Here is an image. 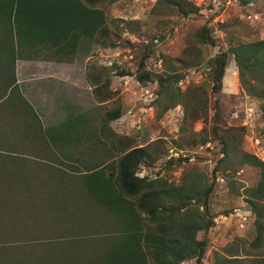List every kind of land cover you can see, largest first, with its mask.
<instances>
[{"label": "rangeland", "instance_id": "rangeland-1", "mask_svg": "<svg viewBox=\"0 0 264 264\" xmlns=\"http://www.w3.org/2000/svg\"><path fill=\"white\" fill-rule=\"evenodd\" d=\"M158 1L118 0L105 5L107 40L113 46L104 48L94 41L78 46L67 72L70 86L63 94L64 109L58 108L61 103L56 105L59 95L55 94L54 104L47 105L42 120L50 124L45 127L48 133L81 117L83 123L76 129L83 133L71 132L76 139L70 146L62 143L68 141L66 138H61V145L52 144L49 138L47 150L37 152L45 159L25 151L30 143L23 151L21 147L0 146L4 152L0 153V264H82L85 257L97 264L111 249L106 240L111 233L121 231L119 221L91 199L80 181L85 165H92L95 158L109 156L111 162L112 156H120L114 150L103 155L104 149H109L108 141L93 133L100 129L105 112H121L119 119L108 124L116 136L131 140L136 147L161 144V159L147 170L152 178L162 177L178 185L184 170L193 168L211 183L220 156L217 139L211 134L215 124L219 135H232L237 154L247 152L264 161L261 102L241 90L230 55L217 94L210 90L209 67L210 61L230 46L264 39V0H229L224 4V26L210 31L213 45L194 41L195 33L206 23L200 11L208 0H186L199 9L186 17L153 15L151 10ZM194 59L196 63L191 64ZM141 62L152 73V80L145 84L136 80ZM165 75L181 78L173 83L181 92L193 86L206 88V115L193 120L180 104L159 115L156 79ZM96 77L102 86L100 96L109 93L104 102L94 96L91 81ZM106 82L107 88L102 85ZM198 134L208 136L209 143L194 146ZM233 163L227 178L216 175L209 195L214 226L206 234H197V239L208 241L202 264H219L224 257L236 259L235 264H264V239L260 246L252 245L254 215L242 194L245 188L256 185L259 173ZM229 179L232 184L227 183ZM181 264L197 263L189 260Z\"/></svg>", "mask_w": 264, "mask_h": 264}, {"label": "trees", "instance_id": "trees-1", "mask_svg": "<svg viewBox=\"0 0 264 264\" xmlns=\"http://www.w3.org/2000/svg\"><path fill=\"white\" fill-rule=\"evenodd\" d=\"M117 1L0 0V22L7 21L14 30L17 46L24 44L39 52L45 50L48 57H55L57 61H71L80 44L94 41L104 48L113 46L107 40L106 17L102 8ZM198 11L194 4L186 0H159L151 13L186 17ZM210 31L213 32V28L205 23L195 33L194 41L213 45ZM229 55L237 67L241 90L261 102L260 113L264 118V39L230 46L210 61V90L214 94L221 89ZM190 63H196L195 59ZM179 79L177 75L157 77L158 114L162 115L180 104L184 106L185 114L189 113L193 115V120H199L208 110L206 88L193 86L181 92L173 86ZM136 80L142 84L152 80V73L145 69L144 62L140 64ZM91 83L94 84L95 98L99 102L106 101L109 93L100 96L102 86L97 77ZM102 85L107 88L108 82ZM215 111L218 112V109L215 108ZM102 117L100 129L93 133H100L108 141L109 149H104L103 155L114 150L120 156H112L111 162L109 156L95 158L92 165H85L80 181L91 199H95L99 207L117 218L121 231L107 237L106 244H110L111 249L103 254L102 261L97 264H181L189 260L202 264L208 241L205 237L197 239V234H206L214 226L209 195L213 192L216 175L227 178L226 172L231 170L234 161L255 168L259 173L256 185L245 188L242 194L254 215L256 235L252 245L260 246L264 239V161L247 152L240 151L237 154V148L230 139L232 135H219L217 129L220 128L215 124L211 134L217 139L220 156L214 164L211 183L207 182L206 177L197 175L193 168L184 170L183 179L178 185L162 177L147 176L141 179L136 176V172L142 167L148 170L161 159V144L156 142L136 147L131 140L109 131L108 124L121 117L119 109L105 112ZM79 119L72 118L59 127L49 129L47 135L51 143L61 145V138H66L64 140L68 141L62 143L70 146L71 140L76 139L71 132L77 130L83 133L82 129L80 132L76 129L83 123ZM198 136L199 139L193 141L194 146L209 143L208 136ZM92 139L93 144H96V139ZM103 146L106 147L105 144ZM227 183L232 184L233 180L229 179ZM235 261L224 257L219 264H235ZM82 264H93L92 258L85 257Z\"/></svg>", "mask_w": 264, "mask_h": 264}, {"label": "crops", "instance_id": "crops-1", "mask_svg": "<svg viewBox=\"0 0 264 264\" xmlns=\"http://www.w3.org/2000/svg\"><path fill=\"white\" fill-rule=\"evenodd\" d=\"M72 62L69 59L57 61L55 57H48L45 50L39 52L24 44L17 46L14 30L7 21L0 22L1 147H21L23 151L31 144L25 151L30 150L37 158L45 159L43 155L37 156V152L47 150L49 143L45 127L50 124L42 121L45 120L43 111L47 105L54 104L55 94L59 95L56 105L61 103L58 108L64 109L63 94L70 86L67 72ZM84 82L82 73L81 85Z\"/></svg>", "mask_w": 264, "mask_h": 264}, {"label": "built area", "instance_id": "built-area-1", "mask_svg": "<svg viewBox=\"0 0 264 264\" xmlns=\"http://www.w3.org/2000/svg\"><path fill=\"white\" fill-rule=\"evenodd\" d=\"M224 4H229V0H208V3L204 8L201 9L200 13L205 19V22L213 28V30H217L220 25L225 23L224 13L226 8ZM251 16H249L250 18ZM136 176L138 178H145L149 176L147 169L142 167L136 172Z\"/></svg>", "mask_w": 264, "mask_h": 264}]
</instances>
